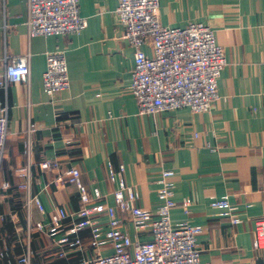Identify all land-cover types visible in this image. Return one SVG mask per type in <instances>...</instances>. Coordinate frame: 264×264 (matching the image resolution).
Returning <instances> with one entry per match:
<instances>
[{"label":"crops","instance_id":"0c3cea01","mask_svg":"<svg viewBox=\"0 0 264 264\" xmlns=\"http://www.w3.org/2000/svg\"><path fill=\"white\" fill-rule=\"evenodd\" d=\"M28 1L0 0V77L6 58L31 55L29 89L15 84L0 89V116L7 109L9 119L0 170V215H5L0 246L6 242L19 257L30 242L37 253L34 264L44 258L58 262L52 242L77 220L51 232V239L36 227L50 222L56 209L82 208L77 186L65 177L73 168L108 206L116 207L113 194L123 179L138 192V206L153 213L160 204L162 172L170 171L174 200L191 201L188 213L180 206L172 211V223L203 228L197 241L201 264H264V250L254 249L255 220L264 217V0H160L162 26L205 24L215 32L227 64L210 113L154 116H141L132 94L135 52L123 38L118 0H80L88 27L67 38H30ZM56 51L66 54L71 88L52 102L43 75L47 55ZM145 52L152 55L149 48ZM47 161L58 168L44 170ZM25 168L29 180L21 177ZM5 184L11 185L8 192L2 191ZM29 197H38L41 205H32L28 216L22 203ZM225 197L237 209V225L211 206ZM119 218V229L134 243L150 241L128 214ZM97 221L109 230L107 216ZM81 238L80 248L67 250L65 264L92 256L89 230Z\"/></svg>","mask_w":264,"mask_h":264},{"label":"built area","instance_id":"2783aa9c","mask_svg":"<svg viewBox=\"0 0 264 264\" xmlns=\"http://www.w3.org/2000/svg\"><path fill=\"white\" fill-rule=\"evenodd\" d=\"M116 15L123 29L124 40L134 49L135 69L132 94L137 100L141 116H154L164 112L189 110L194 114L210 113L219 100L218 81L226 67L225 51L217 43L215 32L205 24L193 23L186 28H165L160 21V0H118ZM30 38L72 37L83 33L88 19L81 16L80 0H29L26 23ZM149 48L152 55L146 54ZM31 55L5 59V71L0 77V89L10 84L30 87ZM46 95L57 101L71 88L69 69L64 51L47 55L43 75ZM0 116V170L6 152L9 135L8 110ZM44 170L57 169L56 162L42 164ZM121 174L125 172L121 168ZM21 177L29 180L30 170H20ZM173 172L163 171L158 193L160 204L157 212L138 206L140 196L135 188L121 179L119 190L114 192L116 207L105 204V197L95 189L88 190L82 183L79 169L65 174L67 181L77 186L82 208L75 213L56 209L48 223L37 224V230L48 238L51 232L61 229L69 220H77L53 240L52 248L59 250L56 257L67 259V250L82 246V232L89 230L92 256L79 264H201L197 248L198 237L203 228L185 223L175 227L171 214L181 207L189 212L191 201L181 204L174 200ZM20 188L24 189L25 186ZM10 184L3 185L8 192ZM23 208L31 213L32 205L40 207L38 197L23 201ZM212 208L225 211L234 225L240 223L228 198L214 202ZM119 214H128L138 233H149L150 241L134 243L131 237L120 230ZM100 216L109 219V230L97 220ZM5 215H0V223ZM25 253L14 257L12 248L5 242L0 246V262L3 264H34L37 253L31 244ZM254 249L264 250V217L255 220Z\"/></svg>","mask_w":264,"mask_h":264},{"label":"trees","instance_id":"16d2710c","mask_svg":"<svg viewBox=\"0 0 264 264\" xmlns=\"http://www.w3.org/2000/svg\"><path fill=\"white\" fill-rule=\"evenodd\" d=\"M35 258H37V257H35ZM44 260H45V263H43V264H65V260H57L58 262L48 260L47 258H44Z\"/></svg>","mask_w":264,"mask_h":264}]
</instances>
